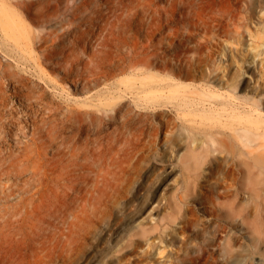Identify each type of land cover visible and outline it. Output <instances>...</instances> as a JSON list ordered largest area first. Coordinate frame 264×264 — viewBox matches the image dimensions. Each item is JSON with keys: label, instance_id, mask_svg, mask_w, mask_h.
<instances>
[{"label": "rangeland", "instance_id": "rangeland-1", "mask_svg": "<svg viewBox=\"0 0 264 264\" xmlns=\"http://www.w3.org/2000/svg\"><path fill=\"white\" fill-rule=\"evenodd\" d=\"M195 1L0 0V219H36L52 264H258L237 165L264 164V0ZM109 197L67 258V221Z\"/></svg>", "mask_w": 264, "mask_h": 264}, {"label": "bare ground", "instance_id": "bare-ground-1", "mask_svg": "<svg viewBox=\"0 0 264 264\" xmlns=\"http://www.w3.org/2000/svg\"><path fill=\"white\" fill-rule=\"evenodd\" d=\"M200 1L203 2V1H209V0H200ZM195 2H196L195 0H180L179 6L184 8V9L180 10V15L181 16L185 15V10L187 7H190L189 8L190 11H194ZM239 2H240V0H233V3H239ZM242 18L247 20L249 18V14L244 13ZM257 19H258V22H263V26H264V4H261L259 9H258ZM192 21H193V18H192ZM243 25H245V22L243 23ZM235 31H236V33H240V30H238L237 28L235 29ZM207 41H209V39H207ZM183 50L184 51L181 53H178V52L175 53L176 56H179V57H182V54L185 55L184 58H179V65H181L184 61V65L191 68L192 63L194 62V60L196 58H192L191 56H187V49H183ZM147 54L148 55H147V59H146V65L148 68H152L156 64V62H155L156 58L154 55L155 52L152 51L151 49H148ZM197 54H200V51H197ZM199 59H200V57H199ZM181 66H183V65H181ZM190 68H188V69H190ZM188 71H190V70H188ZM188 71H187V74H188ZM180 72H181V70H180ZM15 73H16L15 71H11L10 75L14 76ZM240 136L245 137V140L249 139L243 133H242V135L240 134ZM193 140H195V138H193ZM225 149H229V148L225 147ZM0 152H1V146H0ZM242 162L245 164V167H243L241 164H239L237 166L242 167L244 170H246L247 175H249V176L253 175L254 179H255V181H254L255 183L252 186V191H251L252 197H251V199L254 200V207L257 209L261 205V202H262V204H264V199L261 202L259 199V198H264V194L262 193V189L260 187V184H264V164L257 154H252L250 159H248V160L243 159ZM95 189H96V187H94L93 190H91V193ZM114 202H115V199L110 198V197L107 198L106 200L98 201L97 203H95L96 205H94L92 207L91 213H88L86 211V209L81 208L82 210L80 212H78L77 214H75V217L73 216L71 219H69L67 221V226H66L67 227V232H66V236H67L66 241L67 242H66V247L64 249V254L67 258H71L72 256H74L73 255L74 253L81 250L82 244L86 240V236L91 232L95 223L99 219L103 218L108 213V211L110 210V208ZM179 202L180 201L178 199V203ZM219 203H220V206H218V209H221L220 214L223 216H226V218L231 215L230 211L231 212L233 211V207L234 208L236 207V204H233V205L228 207V210H226L225 208H223L224 204H222L221 201ZM181 205H182V203H181ZM184 205H185V203H184ZM174 206H175V204H174ZM242 208H243L242 204L240 203L238 205V208L237 209L235 208L236 213L238 212V214L241 215L240 212L242 211ZM138 209H140V207L137 208L136 210L132 211V212L126 213L123 217L124 220H132L136 214V211H138ZM212 214H213V212H212ZM241 216H243V215H241ZM171 217H172V215H171ZM240 219H241V217H240ZM163 224H165V223H163ZM135 226L136 227L140 226V223H137ZM156 227H158V225H156ZM152 228H149V229H151V230L155 229V227L153 229ZM141 229H142L141 235L147 234V228L141 227ZM156 229H159V228H156ZM237 229L239 231V228H237ZM38 230H39L38 221L36 219H34L33 217H23V218L5 219V220L0 219V259L2 257H5V258L9 259V263H11V264H52V260H53V257L55 255L53 252L54 248L52 249L53 238L50 236V234H45V235H42L41 237L38 238V235H39ZM151 230H148V233ZM228 230H230V229H228ZM157 233H158V231H157ZM253 240H254L253 245L255 247V251L258 254L257 255L258 259H259L258 264H264V229L261 231V234L258 236H255L253 238ZM165 241H167V240H165ZM226 243L228 244V246L231 245L229 239L226 241ZM155 245H156V243H154V245L152 244V246H155ZM111 247H112V245L109 244L108 247L103 248L101 250H98L96 252L97 253L96 258L98 260L103 259V257H105L107 255V253L109 252ZM150 247L151 246H149V248ZM157 249L160 253H162L161 252V250H162L161 246H157ZM223 249L225 251L228 250L225 247V244L223 246ZM62 258L63 257H61L60 259H62ZM120 260H121V256H119L118 261L120 262Z\"/></svg>", "mask_w": 264, "mask_h": 264}]
</instances>
